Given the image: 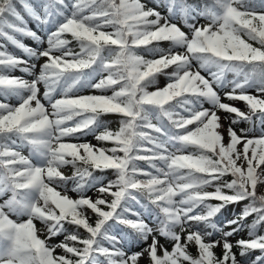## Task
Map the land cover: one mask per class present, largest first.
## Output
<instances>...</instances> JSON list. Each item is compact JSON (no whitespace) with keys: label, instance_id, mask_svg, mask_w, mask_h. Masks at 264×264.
Returning <instances> with one entry per match:
<instances>
[{"label":"snow or ice","instance_id":"1","mask_svg":"<svg viewBox=\"0 0 264 264\" xmlns=\"http://www.w3.org/2000/svg\"><path fill=\"white\" fill-rule=\"evenodd\" d=\"M17 3L44 25L47 48L33 49L6 37L30 59H46L31 81L0 74V97L17 99L15 105L0 101V198L10 194L0 203V264H138L145 254L149 264H241L228 238L243 230L244 221L254 213L255 220L247 226L250 239L237 240L235 246L241 257L259 250L251 264H264V235L256 233L264 224V195L257 196L258 182L264 184V99L247 93L255 86L264 95V0L259 5L255 0H156L154 7L142 0H38L35 6L28 0H0V36H5L6 26L43 43L27 28ZM157 8L166 9L167 16ZM5 15L19 24L8 22ZM177 18L187 32L173 22ZM201 18L207 23L201 24ZM73 41L78 52L69 47ZM154 41H168L172 48L148 49L160 53L158 59L149 60L134 51ZM172 65L174 71L165 73ZM17 68L33 75L36 65L0 51V73ZM158 73L168 82L147 91ZM228 73L235 78L228 80ZM229 86L224 98L244 102L247 111L222 102L217 89ZM85 87L111 89L112 94L69 95ZM220 111L233 114L227 142L219 131ZM107 114L122 117L118 131L104 128L100 117ZM256 120L259 137L249 138L248 129L233 127L244 121L254 130ZM89 134L114 146L64 142L65 137ZM23 147L29 148V156L22 154ZM140 160L147 161L155 174L133 163ZM78 162L88 167L81 168ZM69 165L74 171L66 176L61 169ZM107 169L114 170L115 180L103 184V177L93 176L92 170ZM137 175L147 179L138 180ZM227 175L233 177L230 182L222 179ZM215 181L221 183L214 192L203 191ZM69 182L78 198L67 194ZM92 187L101 197L93 200L85 194ZM105 194L111 201L102 198ZM141 195L153 207L142 204ZM241 201L248 203L235 219L225 222L231 231H223L213 218ZM132 202L143 211H133ZM87 210L97 217L94 225ZM13 215L18 219H11ZM145 215L157 222L158 235ZM21 217L27 219L20 222ZM34 221L44 225L46 239L40 238ZM116 225H125L131 233L110 234ZM200 225L211 231L199 230ZM216 232L220 239L206 241ZM182 233H186L183 240ZM56 236L63 240L55 245L47 242ZM159 237L172 242L171 252ZM105 240L111 249L103 246ZM126 243L146 247L129 254ZM192 243L198 251L195 257L187 251ZM216 247L223 250L220 258L213 251ZM57 248L64 254L54 255Z\"/></svg>","mask_w":264,"mask_h":264},{"label":"trees","instance_id":"2","mask_svg":"<svg viewBox=\"0 0 264 264\" xmlns=\"http://www.w3.org/2000/svg\"><path fill=\"white\" fill-rule=\"evenodd\" d=\"M28 2L33 4V6H35L36 3H38V0H28ZM142 2H144L148 7H154L155 4H156V0H142ZM255 2H256L257 5H259V0H255ZM16 7H17V11H19L21 13V15L24 17L25 21H27V25H26L27 28L32 30V31H34L33 28L31 27L32 26L31 24H36L37 25V22L34 21L33 19H31L26 14L25 10L20 6L19 3L16 4ZM156 10L159 11V12H163L164 11L165 12V16H167L166 9L157 8ZM4 19H6L10 23L19 24V22L15 21L14 18L11 17V16L5 15ZM177 19H179V18H177ZM175 20H173V22ZM40 27H41V29L44 30V25H40ZM3 31L5 33V36H0V51H3L5 53H7V54H11V55H13V56H15L17 58H20V59L24 58L26 56V54L23 52V50L20 49L19 47H17L16 45L12 44V42L10 40H8L6 37L7 36H12L13 39H17V41L22 43L23 39L25 37H28V36H24V35H22L20 33H16L12 29L7 28L6 26L3 28ZM67 38L71 39L70 36H68ZM252 43H253L254 47H260V45L258 43H256V42H252ZM70 46H72L73 49L76 50V52L79 51V46H78V44L75 41H73L72 44H70ZM155 47L163 49L165 52H167L168 49L172 48V45L168 41H160V42L154 41L152 44H150V45H148L146 47L145 46H141V47L135 48L134 51L136 52V54L142 56L146 60L158 59L160 57V53L153 54L150 51H148V49L155 48ZM172 50H173V52L182 51V49H175V48H173ZM193 63H196V62L193 61ZM174 69H175V66L172 65L169 68L165 69L164 72L165 73H172L174 71ZM14 71L15 70H11V71L3 72V73H0V74L8 75V76L13 77ZM84 71H90V70L86 69ZM226 78L228 80H232L235 77H234V75L232 73H228ZM167 81H168V77L166 75L158 73V74H156V83L154 85H159V84H162V83L167 82ZM253 87H255V86H253ZM87 89H90V88L85 87V88L81 89L79 92H73V93H70L69 95H81L82 96V95H85L84 92ZM97 91H98L97 93H91V94H87V95H102L103 94V92H101L99 90H97ZM107 91H111V89H109ZM104 92H106V91H104ZM258 98L264 99V96L258 97ZM0 101L6 102V103L10 102L9 99L4 100L3 97H0ZM182 114L183 115H187V113H182ZM232 115L233 114H230V116H232ZM76 119H79V117H77ZM121 119H122L121 116L115 115V114H107V115H102L100 117V120L103 122L104 128H107V129L112 130V131H118L119 130ZM164 122L167 123L166 120ZM257 122H258V125H259V121L258 120H257ZM153 123H155V121H153ZM259 127H260V125H259ZM99 131H103V128L99 129ZM143 131H150V130L143 129ZM98 143L100 144L101 148H111V147L114 146L111 142L98 141ZM145 146L149 147V148L152 147L151 145H147V144ZM170 150H171V148H170ZM191 150L192 149L189 148L186 151H191ZM118 154L123 156V153H118ZM135 154H136L135 152L132 153V155H135ZM139 154L145 155V154H148V153L141 152ZM133 163H135L138 168L143 169L145 171H152L153 174H155L154 169L149 168V163L147 161L140 160V161H134ZM154 163H156L157 165L160 164L159 161H155ZM78 166L81 167V168L88 167L87 165H84V164L79 163V162H78ZM130 167H131V165H130ZM73 171H74V169L72 168L71 169V174H72ZM92 171H93V176H95V177H103V180H102L101 183H103L104 181H109V180H115L116 179V174H115L114 170H112V169H107V170H104L103 172H100L98 170H92ZM136 179H138V180H146L147 177H145L143 175H137ZM222 179H223V181L230 182L233 179V177L231 175H227V176L223 177ZM219 183H221V182L220 181L213 182L214 186H216ZM72 187H73L72 183L69 182L68 189H72ZM204 188H205V186H204ZM204 188H203V191H207V192H214L215 191V187L214 188L208 187L207 189H204ZM89 189H91V188H89ZM89 189L87 190V192L89 191ZM223 191L226 194H231L230 190H228V189H224ZM100 197H101V194H100ZM108 197H111V196H107V194H105L104 197H102V198H106L107 199ZM140 199H141V203L142 204L148 205L149 207H153L152 205H150L146 195H141ZM176 199H179V197H177ZM206 203H210V204L215 205V204L220 203V201L208 200V201H206ZM247 203H248V201H241V202H239L237 204H229L225 208H223L221 210V212L218 213L217 216L214 217L213 219L219 224V226L223 229V231H231V227H226L225 226V222L227 220L235 219L236 215L239 214L243 210L244 206ZM101 207L105 211L108 210L105 206H101ZM129 207L133 211H141V212L143 211V209L140 208V205L135 204V202H132L131 204H129ZM117 211L119 212L120 209H117ZM196 211L197 212L201 211V208L196 209ZM86 214L91 216V217L95 215L94 213L91 212V210H87ZM124 215L128 219H136V217L131 215V213H124ZM255 218H256V214L255 213L252 214L251 216L247 217L246 220L244 221V223L246 225L244 227V229L239 231V232H237V233H235L233 236L228 238L229 241L234 245L233 252L236 254V258H237L238 261L241 262V264H251V262L255 259V257L261 254L259 250H252V251L249 252L247 257H241L240 256V249L235 246L237 240L250 239V237L248 235V227L247 226L251 225V223L253 222V220H255ZM144 219H145V221L148 224H154V225L157 226V222L154 219L149 218L147 215L144 216ZM108 223L109 224H113L114 221H109ZM73 230L74 229L72 227H69V231H73ZM199 230H201V231H211V229H204L203 225L199 226ZM80 233L82 235H86V233H84L83 229H80ZM122 233H131V229L127 228L125 225H116L110 234H114V235L119 236ZM256 233H257V235H264V224H261V225L257 226ZM46 234H47V230H46ZM185 235H186V233H184L183 237ZM220 236H221V234L219 232L213 233L212 237H206V241L207 240H211V239H220ZM182 240H183V238H182ZM102 243H103L104 247H108V248L111 249L112 246H111V244L108 241L105 240ZM134 244H137V243H131V244H127L126 243V244H124V249H129L130 250L131 245H134ZM137 245H140V244H137ZM168 251L171 252L172 250H168ZM187 251L189 252V254H191L194 257L198 255V251H197V248H196L194 243L189 244ZM213 251H214L216 257H218V258L222 257L223 250H222L221 247H216V248L213 249ZM63 254H64L63 250L61 249V253L58 254V255H63ZM162 255L163 254H161V256ZM101 259L103 260V257H101ZM185 264H187V262H185Z\"/></svg>","mask_w":264,"mask_h":264},{"label":"rangeland","instance_id":"3","mask_svg":"<svg viewBox=\"0 0 264 264\" xmlns=\"http://www.w3.org/2000/svg\"><path fill=\"white\" fill-rule=\"evenodd\" d=\"M235 6L238 7V5H235ZM176 23L178 24V26H180L182 28V30H184L186 32L188 31L184 27L183 24H181L180 22H178V20L176 21ZM200 23L201 24H205V23H207V21L205 19L201 18L200 19ZM33 28H35L36 30H39L40 24L39 25H35ZM106 30L107 31H112V29H110V28L109 29H106ZM38 36L41 37V40L43 41V43H39V42H37L36 40H34L31 37L29 39L28 38H24L22 44H24L25 46L31 47L33 49H38V50H43V49L47 48V33L46 32H41V35H38ZM69 47H71L73 49L72 46L69 45ZM73 51H76V50L73 49ZM53 54L54 55H57V56L60 55L59 52H55ZM45 59L46 58H41L40 60L36 61V60L30 59L28 56L24 57L23 60H27L28 63H29V65H31L33 63L36 65V68L34 70V74L33 75H29L27 73L21 72L19 70V68H17L15 70V72L13 73V77H20V78H23V79H26V80L31 81L32 79L35 78V75H37L39 73L40 65H42L45 62ZM24 66L25 65H20L19 67H24ZM202 74L206 75V73H203V72H202ZM104 75L106 76L107 73H104ZM99 78L100 77H97L96 79L98 80ZM165 84L160 85V86H158V85H152L149 88H147L146 90L149 91V92H153V91H156L157 88L164 87ZM38 87L40 88V96L42 98L43 92H44V86H43V84H41V85H38ZM217 91L219 92V94L221 96L222 102L229 103V104H231V105H233V106L241 109L242 111H247L248 110L247 109V106H246V104L244 102H242V101H235V100H227V99L224 98V93L230 91L229 87H225L223 89H217ZM247 92L249 94H255V95L258 94L257 91H256V89H253V88L248 89ZM84 93H85V95H87V94H91V93H97V91L90 88V89H87ZM111 93H112V91H106V92H103L102 95H110ZM56 98H60L59 94H56ZM42 102L45 103V106L46 107H49V105L47 104V101H43L42 100ZM10 103L13 104V105H15L17 103V99L15 97H11L10 98ZM204 107L205 108H210L211 105H209L208 103H204ZM217 114L221 117V121L220 122L223 125V127L221 129H219V131L222 132V134L224 135V138H225V142H227V140H228L227 128H228L229 123H230V117H229V115L227 113H224L222 111L218 112ZM69 123H72V122H69ZM233 127H235L237 129V131H239V129H241V128L244 127V123L243 122H240L239 124L234 125ZM248 137L249 138L258 137V135L256 134L255 130H253V127L251 128V130L248 131ZM64 142H67V143H85L86 142V143H90V144H92V145H94L96 147H100V144L97 142V140L95 139V136L93 134H89L87 136H71V137H65L64 138ZM237 147L238 148H242V144L241 145H238ZM21 151H22V154L23 155L29 156V148L28 147H23L21 149ZM249 155H251V152H249ZM33 162H35V160ZM261 169H264V165L261 166ZM261 169H257V172L260 173L261 172ZM70 170H71L70 165L69 166H65L64 168L61 169V171L66 176H68L69 174L71 175ZM262 179H264V176H262ZM104 184H107L106 181H104ZM208 187L214 188L215 186H214V184L211 185V186H207L206 185L204 189H207ZM57 190L63 191L62 189H57ZM67 194L70 195L74 199L75 198H78V195H76L72 191H69L68 190ZM9 195L10 194H6L4 197L0 198V203H3V201L9 197ZM86 195L89 196V197H92L94 199V198H97L98 197L99 193L96 191V189H91L90 191H88L86 193ZM260 195H264V184L258 182V184H257V196H260ZM110 198L111 197H108L107 199H110ZM87 216L89 217V223H91V224L94 225L95 224V221L97 219L96 215H94L92 217L89 216V215H87ZM10 218L13 219V220H17L18 219L14 215L11 216ZM26 219H27V217H21V218H19V221L22 222L23 220H26ZM34 223L36 224L37 229L40 230L38 232V235L40 236V238L41 239H46L47 238V235L45 233V227H43L39 221H34ZM150 227H152L154 230H156V227H154V226H150ZM177 231H179V229H177ZM154 234H157L158 235V233H156V231L154 232ZM181 235H182V238H183L184 233H182ZM62 240H63V236H56V237L51 238L47 242L49 244L55 245V244L60 243ZM159 240H160V243L162 245H164L165 248H167L168 250H172V242L171 241H169L168 239H166L164 237H159ZM148 243H151V239H149ZM143 247H146V245L145 244H142L140 246L139 245L138 246H133V249L132 250H127V251L129 252V254L131 252H139V251L142 250ZM56 253H59V248L56 249V252L54 254H56ZM159 253L161 254L162 251H160ZM138 264H149V258H148V256L146 254L144 256H142L139 259Z\"/></svg>","mask_w":264,"mask_h":264}]
</instances>
